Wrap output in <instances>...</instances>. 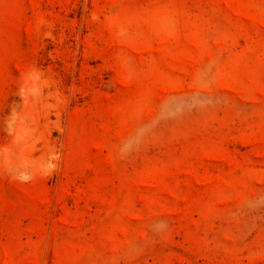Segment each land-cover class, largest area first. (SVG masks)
Returning <instances> with one entry per match:
<instances>
[{
	"label": "rangeland",
	"instance_id": "1",
	"mask_svg": "<svg viewBox=\"0 0 264 264\" xmlns=\"http://www.w3.org/2000/svg\"><path fill=\"white\" fill-rule=\"evenodd\" d=\"M0 264H264V0H0Z\"/></svg>",
	"mask_w": 264,
	"mask_h": 264
}]
</instances>
